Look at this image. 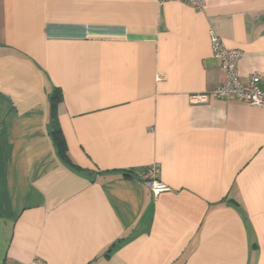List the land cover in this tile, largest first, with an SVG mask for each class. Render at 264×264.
<instances>
[{
    "label": "crops",
    "instance_id": "obj_1",
    "mask_svg": "<svg viewBox=\"0 0 264 264\" xmlns=\"http://www.w3.org/2000/svg\"><path fill=\"white\" fill-rule=\"evenodd\" d=\"M205 3L0 0V264H264V107L191 101L211 29L264 89V0Z\"/></svg>",
    "mask_w": 264,
    "mask_h": 264
},
{
    "label": "built area",
    "instance_id": "obj_2",
    "mask_svg": "<svg viewBox=\"0 0 264 264\" xmlns=\"http://www.w3.org/2000/svg\"><path fill=\"white\" fill-rule=\"evenodd\" d=\"M161 3L167 0H159ZM191 3L200 12L205 10V0H177ZM211 48L213 55L218 59L225 70L228 82L220 84L208 92L191 96L193 103H207L211 99L238 100L252 106L264 107V89L261 87L262 79L258 73L250 75L243 80L238 73L237 61L243 52L240 49L228 48L217 33L210 30ZM161 77H159L160 79ZM161 166L153 163L145 168L143 173L144 183L151 188L155 198L162 193L171 191V187L160 179Z\"/></svg>",
    "mask_w": 264,
    "mask_h": 264
},
{
    "label": "trees",
    "instance_id": "obj_3",
    "mask_svg": "<svg viewBox=\"0 0 264 264\" xmlns=\"http://www.w3.org/2000/svg\"><path fill=\"white\" fill-rule=\"evenodd\" d=\"M51 137L59 157L67 164L74 166L68 153V146L58 120V106L62 100V91L56 89L51 95Z\"/></svg>",
    "mask_w": 264,
    "mask_h": 264
}]
</instances>
